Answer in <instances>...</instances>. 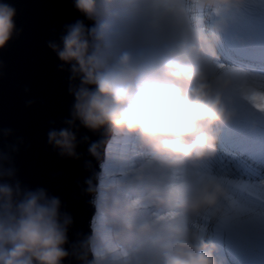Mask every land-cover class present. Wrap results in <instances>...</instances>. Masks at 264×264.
I'll use <instances>...</instances> for the list:
<instances>
[{
	"label": "clouds",
	"instance_id": "obj_1",
	"mask_svg": "<svg viewBox=\"0 0 264 264\" xmlns=\"http://www.w3.org/2000/svg\"><path fill=\"white\" fill-rule=\"evenodd\" d=\"M73 4L92 23L48 44L78 80L67 127L48 143L79 158V127L101 137L88 147L96 211L76 259L264 264V179L229 163L264 149V0ZM15 14L0 2V48ZM60 203L0 183V264H62L72 221Z\"/></svg>",
	"mask_w": 264,
	"mask_h": 264
},
{
	"label": "water",
	"instance_id": "obj_2",
	"mask_svg": "<svg viewBox=\"0 0 264 264\" xmlns=\"http://www.w3.org/2000/svg\"><path fill=\"white\" fill-rule=\"evenodd\" d=\"M0 2L15 8L17 30L0 48V172L12 173L0 176V183L19 184L21 190L42 188L58 197L61 215L67 214L72 221L64 245L69 256L62 264H81L76 254L91 235L96 211L87 182L95 186L100 172V161L89 154L88 147L101 137L79 127V158L61 156L48 143L50 130L67 127L74 102L69 87L78 84V80L70 82L69 66L60 67L62 62L48 44L59 42L66 25L77 20L86 25L92 22L74 7L73 0Z\"/></svg>",
	"mask_w": 264,
	"mask_h": 264
},
{
	"label": "rangeland",
	"instance_id": "obj_3",
	"mask_svg": "<svg viewBox=\"0 0 264 264\" xmlns=\"http://www.w3.org/2000/svg\"><path fill=\"white\" fill-rule=\"evenodd\" d=\"M220 147L218 144V152ZM221 162H223V157L221 158ZM229 163L239 165L240 172L245 175V178L264 179V149H260L251 156L245 155L239 157V159H233Z\"/></svg>",
	"mask_w": 264,
	"mask_h": 264
},
{
	"label": "trees",
	"instance_id": "obj_4",
	"mask_svg": "<svg viewBox=\"0 0 264 264\" xmlns=\"http://www.w3.org/2000/svg\"><path fill=\"white\" fill-rule=\"evenodd\" d=\"M263 165V164H262Z\"/></svg>",
	"mask_w": 264,
	"mask_h": 264
}]
</instances>
